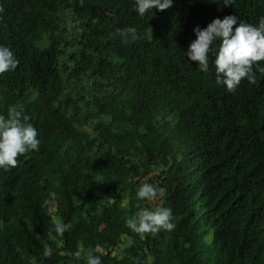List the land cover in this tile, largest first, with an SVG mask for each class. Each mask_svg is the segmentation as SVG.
<instances>
[{
  "label": "trees",
  "instance_id": "1",
  "mask_svg": "<svg viewBox=\"0 0 264 264\" xmlns=\"http://www.w3.org/2000/svg\"><path fill=\"white\" fill-rule=\"evenodd\" d=\"M213 2L140 18L132 0H0V45L19 61L0 75V115L17 107L41 141L0 170V264H73L77 250L78 264L89 250L102 264H264V61L229 92L211 54L208 73L185 55L196 27L256 25L264 0ZM128 27L140 39L122 42ZM142 183L163 194L138 200ZM159 207L172 231L126 226Z\"/></svg>",
  "mask_w": 264,
  "mask_h": 264
},
{
  "label": "clouds",
  "instance_id": "2",
  "mask_svg": "<svg viewBox=\"0 0 264 264\" xmlns=\"http://www.w3.org/2000/svg\"><path fill=\"white\" fill-rule=\"evenodd\" d=\"M213 2V0H211ZM133 10L140 18L146 14L154 15L153 10L164 11L173 6V0H132ZM232 6L235 0H214ZM235 26V27H234ZM122 42H135L140 39L137 28L118 29ZM196 39L192 41L185 53L188 60L196 62L201 73L210 71L209 56L214 58L212 67L217 85L225 86L227 91L235 92L243 79L255 83L254 66L264 61V17L258 24L241 22L237 16H226L222 20L214 19L204 29H194ZM19 64L13 51L0 45V75L15 71ZM27 116L15 106L8 108L7 116L0 115V170L11 171L17 167L18 157L30 152H38L41 141L36 128L26 123ZM163 194V190L153 183H142L137 191L138 200L152 201ZM173 210L159 207L154 211L142 209L136 215L126 220V226L132 232L140 235L157 234L161 231H172ZM71 224L56 223L53 231L59 237L71 229ZM73 264H78L81 251L72 253ZM87 264H102L100 255H94L89 250L86 256Z\"/></svg>",
  "mask_w": 264,
  "mask_h": 264
},
{
  "label": "rangeland",
  "instance_id": "3",
  "mask_svg": "<svg viewBox=\"0 0 264 264\" xmlns=\"http://www.w3.org/2000/svg\"><path fill=\"white\" fill-rule=\"evenodd\" d=\"M117 252H118V250H117ZM119 258H121V255H119Z\"/></svg>",
  "mask_w": 264,
  "mask_h": 264
}]
</instances>
